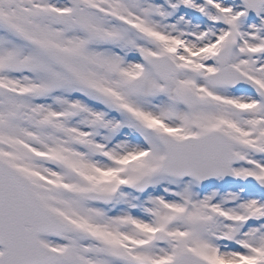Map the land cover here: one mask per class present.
Returning <instances> with one entry per match:
<instances>
[{"label":"snow or ice","instance_id":"1","mask_svg":"<svg viewBox=\"0 0 264 264\" xmlns=\"http://www.w3.org/2000/svg\"><path fill=\"white\" fill-rule=\"evenodd\" d=\"M0 264H264V0H0Z\"/></svg>","mask_w":264,"mask_h":264}]
</instances>
